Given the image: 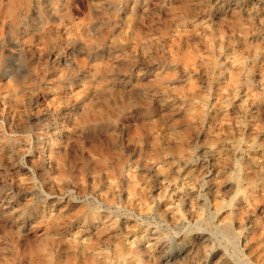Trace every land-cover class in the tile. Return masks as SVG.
<instances>
[{"label":"rangeland","instance_id":"obj_1","mask_svg":"<svg viewBox=\"0 0 264 264\" xmlns=\"http://www.w3.org/2000/svg\"><path fill=\"white\" fill-rule=\"evenodd\" d=\"M0 264H264V0H0Z\"/></svg>","mask_w":264,"mask_h":264},{"label":"bare ground","instance_id":"obj_2","mask_svg":"<svg viewBox=\"0 0 264 264\" xmlns=\"http://www.w3.org/2000/svg\"><path fill=\"white\" fill-rule=\"evenodd\" d=\"M113 213V212H112ZM199 228V227H198Z\"/></svg>","mask_w":264,"mask_h":264}]
</instances>
